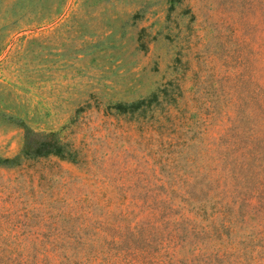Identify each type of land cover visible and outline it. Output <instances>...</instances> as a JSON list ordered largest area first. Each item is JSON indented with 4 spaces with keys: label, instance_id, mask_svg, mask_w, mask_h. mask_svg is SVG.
<instances>
[{
    "label": "rangeland",
    "instance_id": "1",
    "mask_svg": "<svg viewBox=\"0 0 264 264\" xmlns=\"http://www.w3.org/2000/svg\"><path fill=\"white\" fill-rule=\"evenodd\" d=\"M0 264H264V0H0Z\"/></svg>",
    "mask_w": 264,
    "mask_h": 264
},
{
    "label": "trees",
    "instance_id": "2",
    "mask_svg": "<svg viewBox=\"0 0 264 264\" xmlns=\"http://www.w3.org/2000/svg\"><path fill=\"white\" fill-rule=\"evenodd\" d=\"M22 127L24 134L19 148L12 155L0 156V165H17L26 158L49 154L70 161L77 160L76 149L71 148L66 142L57 138L54 131L34 135L28 126L22 124Z\"/></svg>",
    "mask_w": 264,
    "mask_h": 264
}]
</instances>
